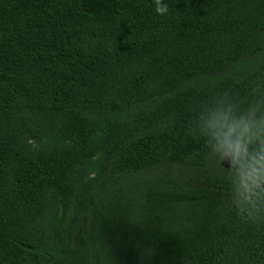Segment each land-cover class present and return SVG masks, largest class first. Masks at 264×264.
<instances>
[{
    "label": "trees",
    "instance_id": "trees-1",
    "mask_svg": "<svg viewBox=\"0 0 264 264\" xmlns=\"http://www.w3.org/2000/svg\"><path fill=\"white\" fill-rule=\"evenodd\" d=\"M0 0V264H264V0Z\"/></svg>",
    "mask_w": 264,
    "mask_h": 264
},
{
    "label": "clouds",
    "instance_id": "clouds-1",
    "mask_svg": "<svg viewBox=\"0 0 264 264\" xmlns=\"http://www.w3.org/2000/svg\"><path fill=\"white\" fill-rule=\"evenodd\" d=\"M167 6L166 5H162L160 0H156V8L155 11L159 14H164L167 12Z\"/></svg>",
    "mask_w": 264,
    "mask_h": 264
}]
</instances>
